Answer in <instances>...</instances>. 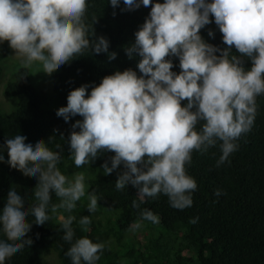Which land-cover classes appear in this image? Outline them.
Wrapping results in <instances>:
<instances>
[{"label": "clouds", "instance_id": "clouds-1", "mask_svg": "<svg viewBox=\"0 0 264 264\" xmlns=\"http://www.w3.org/2000/svg\"><path fill=\"white\" fill-rule=\"evenodd\" d=\"M123 3L126 11L151 7L135 33V42L125 49L129 59L133 54L140 57V75L131 69L117 71L93 86L90 94L89 85H83L69 93L67 106L59 108L56 115L65 122L83 118L72 125L70 135L69 158L75 168L90 165L100 153H114L111 166L106 161L101 168L107 176L123 165L115 182L117 190L131 185L140 203L163 194L172 208L184 210L192 206L191 194L197 189L196 181L186 172L192 153H206L221 142L219 167L253 125L257 97L264 95V0ZM110 4L116 8L120 0H110ZM87 7V0H0V43L8 42L24 68L35 64L48 75L83 56L85 50L106 53V38L89 39L97 19L93 17L92 25L85 23ZM210 16L222 34L224 49L206 43L199 35L212 22ZM233 47L238 54L232 53ZM169 57L179 59V74L171 70L174 65ZM114 59L116 54H109V60ZM245 60L250 61V69L244 67ZM25 140L18 134L7 139L8 164L37 179V203L25 209V200L14 189L8 192L0 213V232L6 237L0 239V264L32 244L31 239H25L32 227L28 217H34L36 225L48 222L53 194L60 201L51 205L53 213L58 209L71 213L86 195L82 172L69 178L58 169L59 151L50 150L43 141L33 147ZM3 160L0 155V162ZM87 200V211L95 213L98 197L92 192ZM140 203L133 200L132 207L138 209ZM139 215L141 221L159 223L149 209ZM60 219L62 239L71 245L65 253L71 264H96L105 245L87 237L73 242L75 216ZM78 223L87 232L90 217L83 216ZM140 227L136 222L130 230Z\"/></svg>", "mask_w": 264, "mask_h": 264}, {"label": "trees", "instance_id": "trees-1", "mask_svg": "<svg viewBox=\"0 0 264 264\" xmlns=\"http://www.w3.org/2000/svg\"><path fill=\"white\" fill-rule=\"evenodd\" d=\"M157 2L164 3V0H152L153 4ZM87 4L85 23L92 25L93 17L97 19L93 24L94 35L89 39L106 38L109 42L106 53L85 50L83 56L62 65L51 94L36 88L31 82L30 71L24 67L19 68L5 85V96L17 103L13 112L0 113V155L4 157L0 162V213L11 189L25 200V209L37 203L34 189L38 181L9 166L7 139L22 135L26 137L25 144L33 147L43 141L50 150L60 152L57 167L72 178L70 135L74 130L72 125L83 118L76 116L65 122L63 117L56 115L58 109L66 107L69 93L83 85H89L87 92L90 94L93 86H99L104 77L117 71L131 69L140 75L137 67L140 57L133 54L129 59L125 49L135 42V33L148 18L151 7L126 11L123 0L116 8L111 6L110 0H87ZM210 20L212 22L201 29L199 35L208 44L226 48L214 17L210 16ZM209 31L214 36L210 37ZM12 52L8 42L0 43V80L3 79L2 65ZM111 53L116 54V59L109 60ZM232 53L238 54L234 47ZM168 59L174 65L171 70L179 74V59ZM244 67L250 69V61L245 60ZM185 105L186 101L182 102V106ZM256 109L250 131L236 141L238 149L224 164L216 166L222 154L219 141L206 153H192L191 164L186 165L187 174L197 184L191 194V207L174 209L163 194L140 203L137 190L131 185L117 190L115 182L118 174L124 171L121 165L111 175L103 174L96 180L84 182L86 195L71 213L63 209L51 211V205L60 202L53 194L48 208L50 220L40 226L29 216L32 227L25 239H31L32 244L7 259L5 264H47L51 255L55 256L57 264H71L65 255L71 245L62 239L63 221L59 220L69 215L76 218L72 225L73 242L87 237L93 243L105 245L96 264H264V95L257 97ZM199 128L197 125V130ZM50 138L53 139L49 144ZM112 156L111 152L100 153L86 169L102 170L101 165L106 161L111 166ZM217 190L221 195L214 194ZM92 192L98 197L100 207L120 211L115 220L105 224L103 219L95 218V213L87 211V196ZM133 200L140 203V208L132 207ZM143 209L157 215L159 223L141 221L139 214ZM83 216L91 220L87 232L78 223ZM136 222L141 223L138 234L130 230ZM139 234L143 235L142 240L137 238ZM0 239H6L2 232Z\"/></svg>", "mask_w": 264, "mask_h": 264}, {"label": "rangeland", "instance_id": "rangeland-1", "mask_svg": "<svg viewBox=\"0 0 264 264\" xmlns=\"http://www.w3.org/2000/svg\"><path fill=\"white\" fill-rule=\"evenodd\" d=\"M21 67H23L22 61L20 58L15 56V52L13 50L11 56L7 58L2 65L3 79L0 80V113L2 114H9L14 110H16L17 101L5 96L4 89L9 79ZM27 69L30 71L31 82L36 88L43 89L49 92L50 94L53 92L54 87L56 86L58 81V76L61 73V67L58 70L54 71L51 75L43 73L42 69L35 64L31 68H27ZM86 166L77 169L74 167L73 163L69 164V167L73 172V175L77 172H82L84 174L85 176L84 182L89 180H96L97 178L103 176L102 170L100 169L87 170ZM119 214H120L119 210L103 208L100 207V205H98V208L95 212V218L99 220L103 219L101 221H105L106 224L109 222V220L110 221L115 220ZM59 220L62 221L60 218ZM135 234H138V229H135ZM137 238L139 240H142L143 235L139 234ZM55 259H56L55 256L51 255V257L48 259L47 264H57V261Z\"/></svg>", "mask_w": 264, "mask_h": 264}]
</instances>
